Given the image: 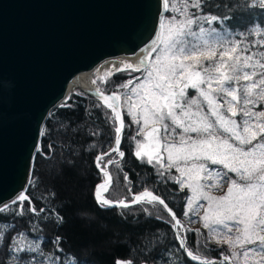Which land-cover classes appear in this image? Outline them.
<instances>
[{
    "label": "snow or ice",
    "instance_id": "obj_1",
    "mask_svg": "<svg viewBox=\"0 0 264 264\" xmlns=\"http://www.w3.org/2000/svg\"><path fill=\"white\" fill-rule=\"evenodd\" d=\"M205 2L163 0L164 12L171 9L173 13L167 19L165 34L158 35L148 45L145 58L138 65L125 66L133 71L142 69L143 78L136 77L139 82L135 84L130 79L118 85L111 96L104 97L106 106L112 109L121 126L115 128L116 147L96 156L97 167L113 152L124 158L125 153L119 149L123 121L117 111L123 107L134 122L141 124L142 121L137 135L143 134L144 141H148L147 144L137 142L134 153L137 159L143 162L147 157L146 162L157 168L161 182L170 180L181 191L185 187L191 191L183 215H196L204 208L201 219L207 221L211 217V223H205L203 227L222 237L217 243L227 245L229 250L238 245L243 257H259L257 264H264V109L255 110L264 104V51L260 50L264 48V41L246 44L247 36L234 41L230 33L222 35L213 27H205L220 19L214 14L198 15L190 11L202 10ZM243 7L264 9V0H243ZM161 28H165L163 22ZM251 32L264 34V24L252 28ZM153 53L155 56L148 59ZM217 54L218 60L215 59ZM225 56L229 57L230 63L224 60ZM205 60L208 63H204ZM225 64L229 71L221 72ZM120 89H124L122 94ZM189 89L194 94H190ZM136 109L138 113L134 111ZM113 163L117 162L109 159L101 168L107 179L97 186L98 203L127 208L131 204L154 206L158 202L171 216L174 228L181 224L165 198L147 187L143 192L133 194L131 204L121 200L113 205L112 201L101 197L100 190L107 192L106 185L111 182L105 169ZM212 165H221L226 171H218ZM172 168L181 176L173 175ZM124 179L127 181V175ZM225 184V195H212V189L222 188ZM201 200L207 201L208 207L198 203ZM25 201L27 210L33 215L46 212L44 207L37 209L32 199L21 192L11 203L0 205V214L17 205L18 213L14 215L23 216ZM157 219L162 217L157 215ZM53 222L60 226L63 217L57 214ZM4 223L6 221H0V224ZM0 239L7 240V250L15 264H32L37 254L41 257L38 264H64L58 255L45 253L38 242H33L24 233L9 236L7 231L0 229ZM51 243L56 246L57 253L62 251L61 237L57 236ZM180 247L191 259H199L200 264H217L194 255L186 243L182 242ZM236 255L232 253L233 257ZM231 258L222 255V261Z\"/></svg>",
    "mask_w": 264,
    "mask_h": 264
},
{
    "label": "trees",
    "instance_id": "obj_2",
    "mask_svg": "<svg viewBox=\"0 0 264 264\" xmlns=\"http://www.w3.org/2000/svg\"><path fill=\"white\" fill-rule=\"evenodd\" d=\"M190 11L198 15H217L220 19L205 27H213L222 35L230 33V38L234 41L244 39L245 36L246 44L264 41V34L251 32L252 28L264 24V9L244 8L243 0H206L202 10ZM171 15V9L164 14L165 28H162L161 36L165 34L166 22ZM154 56L155 53L150 59ZM215 59H219L218 54ZM224 60L231 62L228 56ZM203 62L208 63L206 60ZM220 71L228 72L227 64ZM142 72V69H118L102 75L92 74V81L95 80V85L105 92L117 91L118 85L127 83L130 79L134 84L138 83L135 78H143ZM188 91L194 94L192 89ZM123 92L124 89H120V93ZM122 109L125 126L120 148L125 155L120 160H116L117 154L114 153L105 156L104 162L113 158L118 163V166L117 163L108 165L112 181L105 195L111 200L129 201L133 193L147 187L165 198L176 212L185 227L184 233L178 227L179 232L183 234L188 249L194 255L205 259L229 255L235 264H257L260 258L252 255L251 260H242V249L238 245L240 254L233 257L227 245L217 243L222 237L203 227L205 223H211V217L207 221L201 219L204 208L196 215H183L190 196L189 189L185 187L181 191L170 180L161 182L156 167L137 159L134 154V137L139 124L134 122L126 109ZM262 109L264 104H260L255 110ZM115 126L111 108L78 88L70 90L51 110L43 125L25 192L37 209L44 207L46 212L33 215L27 210L25 201L23 216L14 215L18 213V206L13 205L8 212L0 214V221H6L0 224V229L7 231L9 236L24 233L33 242H38L45 253L58 255L64 264H119V260L127 259L132 264H196L186 258L179 248L172 229V219L159 203L156 202L154 206L139 203L124 208L102 206L96 202L93 196L94 186L103 175L95 167V157L111 147ZM104 162H101V166ZM212 167L226 171L221 165ZM171 172L179 177L175 168ZM125 175L128 177L127 181L124 179ZM226 193L227 188L221 195H212L219 197ZM198 203L208 207L207 201L201 200ZM57 214L63 217V224L60 226L53 222L57 219ZM157 215L162 219H157ZM57 236L61 237L62 248L58 253L56 246L51 243ZM246 247L251 248L253 245ZM40 259L37 254L36 261L32 264H38ZM0 264H15L14 257L7 250L6 239H0Z\"/></svg>",
    "mask_w": 264,
    "mask_h": 264
},
{
    "label": "water",
    "instance_id": "obj_3",
    "mask_svg": "<svg viewBox=\"0 0 264 264\" xmlns=\"http://www.w3.org/2000/svg\"><path fill=\"white\" fill-rule=\"evenodd\" d=\"M164 14L163 0H0V205L26 192L51 110L75 88L106 105L104 97L116 91L99 89L91 74L108 63L117 66V58H136L131 64L138 65L148 45L161 36ZM81 72H88V79L77 81ZM117 111L123 121L122 139L125 118L122 107ZM115 123V128L121 126ZM115 137L114 132L106 152L116 147ZM95 167L103 175L93 190L97 202V186L107 178L96 157ZM105 171L112 181L108 168ZM100 195L109 199L104 190ZM173 223L179 248L200 264L180 247L185 240ZM180 227L183 231L182 223ZM210 260L235 264L232 259L222 261V255Z\"/></svg>",
    "mask_w": 264,
    "mask_h": 264
},
{
    "label": "rangeland",
    "instance_id": "obj_4",
    "mask_svg": "<svg viewBox=\"0 0 264 264\" xmlns=\"http://www.w3.org/2000/svg\"><path fill=\"white\" fill-rule=\"evenodd\" d=\"M163 18H164V16H163ZM162 22H163V20H162ZM166 26H167V22H166ZM260 41H262V40H260ZM261 51H264V48H261L260 49ZM119 64L117 65V66H115L113 63H108L107 65H105L104 67H102V68H99V69H96L92 74H97V75H102L104 72H113V71H115V70H118V69H124V68H126L125 66L127 65V64H131L129 61H127V60H120L119 62H118ZM114 67V68H113ZM116 67V68H115ZM113 70V71H112ZM92 74H91V78H92ZM134 111H136L137 113H138V109H136V110H134ZM142 126V121H141V124H139L138 125V128L139 127H141ZM138 141H142V142H144L145 144H147L148 143V141H144V137H143V134H141V135H137V133H136V135H135V137H134V151H136V146H137V142ZM114 154H117V153H114ZM117 158H118V154H117ZM116 158V160H118ZM111 160H114L113 158H110ZM144 161L146 162L147 161V157H145L144 158ZM164 162L166 163L167 162V153H165L164 154ZM101 166V165H100ZM101 167H103V166H101ZM108 168V167H107ZM214 169H216V168H214ZM109 170V169H108ZM216 170H218V171H221L220 169H216ZM110 172V171H109ZM177 174H178V176H181V173H179V172H177ZM209 182H211V181H209ZM227 188V185L225 184L222 188H216V189H212L211 190V192H212V194H216V195H221L222 194V192L225 190ZM190 191V190H189ZM190 196H192V193H191V191H190ZM139 204V203H138ZM200 209H202V208H200ZM200 209H199V211H200ZM199 211H198V213H199ZM178 227H180V225L178 226ZM184 227V226H183ZM185 228V227H184ZM182 229V228H181ZM179 230V229H178ZM183 233H184V230L182 231ZM183 235V234H182ZM184 237V236H183ZM219 239H222V238H219ZM233 252H235L237 255L236 256H238L239 254H240V252H239V247H237V246H235L233 249H231V255H232V253ZM236 256H234V257H236ZM242 256V255H241ZM247 259H250L251 260V258L249 257V258H244L243 259V257H242V260H244V261H246ZM130 260H119L118 261V263L119 264H128V262H129ZM131 264H132V262H131ZM140 264H146V263H140Z\"/></svg>",
    "mask_w": 264,
    "mask_h": 264
},
{
    "label": "bare ground",
    "instance_id": "obj_5",
    "mask_svg": "<svg viewBox=\"0 0 264 264\" xmlns=\"http://www.w3.org/2000/svg\"><path fill=\"white\" fill-rule=\"evenodd\" d=\"M116 60H127V61H129L130 63H133V64H135V62H136V58H117ZM114 68V67H113ZM116 68V67H115ZM87 75H88V72H81V73H79L78 75H77V77H76V80L77 81H82L83 80V78H85V79H88L87 78ZM86 82V81H85ZM72 85H70L69 86V90L72 88L71 87ZM109 187V186H108ZM101 190H103V189H101Z\"/></svg>",
    "mask_w": 264,
    "mask_h": 264
}]
</instances>
